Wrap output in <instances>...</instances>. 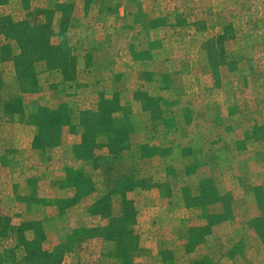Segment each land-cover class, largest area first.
<instances>
[{
    "label": "rangeland",
    "instance_id": "rangeland-1",
    "mask_svg": "<svg viewBox=\"0 0 264 264\" xmlns=\"http://www.w3.org/2000/svg\"><path fill=\"white\" fill-rule=\"evenodd\" d=\"M0 56V264H264V0H5Z\"/></svg>",
    "mask_w": 264,
    "mask_h": 264
},
{
    "label": "trees",
    "instance_id": "trees-1",
    "mask_svg": "<svg viewBox=\"0 0 264 264\" xmlns=\"http://www.w3.org/2000/svg\"><path fill=\"white\" fill-rule=\"evenodd\" d=\"M4 1L5 0H0V3H3ZM7 23L11 24V22L9 20H8ZM19 32L21 34H24L25 33V29H20ZM16 38H17V41L21 44L20 47L22 49V53H21L22 61H21V65L18 67L19 73L22 74V73L26 72L27 67H28L27 65H30L32 59H34V57H32V55L40 53V50L38 49V47H39L38 43L40 42V40H39L40 38L37 37L36 39H34L33 43L31 45H28V47L22 46L23 45V41L21 40L20 37L16 36ZM29 48L32 49V52L29 51ZM47 51L50 52V50H47ZM49 52H47V53H49ZM1 59H2V57L0 56V60ZM49 60L50 61L52 60L51 56H50ZM100 206H103V205L100 204Z\"/></svg>",
    "mask_w": 264,
    "mask_h": 264
},
{
    "label": "crops",
    "instance_id": "crops-1",
    "mask_svg": "<svg viewBox=\"0 0 264 264\" xmlns=\"http://www.w3.org/2000/svg\"><path fill=\"white\" fill-rule=\"evenodd\" d=\"M140 245H141V247H142V245H144L145 244V242L142 240V241H140ZM101 257V256H100Z\"/></svg>",
    "mask_w": 264,
    "mask_h": 264
}]
</instances>
